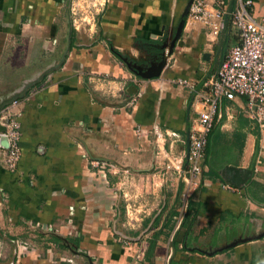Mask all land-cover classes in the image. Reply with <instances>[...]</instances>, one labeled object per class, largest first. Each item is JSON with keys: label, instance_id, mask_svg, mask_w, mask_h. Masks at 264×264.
Returning a JSON list of instances; mask_svg holds the SVG:
<instances>
[{"label": "crops", "instance_id": "1", "mask_svg": "<svg viewBox=\"0 0 264 264\" xmlns=\"http://www.w3.org/2000/svg\"><path fill=\"white\" fill-rule=\"evenodd\" d=\"M65 1L0 0V83L10 89L0 99L60 60L16 79L18 70L33 65L22 57L24 43L10 37L28 34L32 41L53 34ZM106 1L98 39L82 45L74 38L62 64L19 105L21 155L14 171L2 164L0 147V237L11 243L0 240V264H132L146 231L150 255L140 264H255L264 243V131L250 119L245 99L222 101L200 185L180 223L184 183L163 168L170 156L187 164L200 94L236 43V29L227 21L215 38L202 25L186 27L191 0ZM252 1L254 16L264 15V0ZM225 2L231 10L236 5ZM138 40H164L160 60ZM109 43L134 67L111 54ZM163 57L158 77L139 76ZM177 80L189 81L192 89ZM94 161L128 170L130 177ZM227 166L251 171L239 194L224 187ZM17 241L31 247L19 259Z\"/></svg>", "mask_w": 264, "mask_h": 264}, {"label": "built area", "instance_id": "2", "mask_svg": "<svg viewBox=\"0 0 264 264\" xmlns=\"http://www.w3.org/2000/svg\"><path fill=\"white\" fill-rule=\"evenodd\" d=\"M252 0H236V5L231 10L225 0H191L187 11L186 27L195 24L202 25L209 29V34L217 37L225 29L227 21L237 31V41L230 48L223 63L216 72L215 77L207 84L206 93L200 94L201 109L198 117L192 125L188 135V152L185 164L182 156H170L164 164V171L167 174L175 175L183 181L184 191L182 193L181 208L178 221L183 220L189 203V199L200 185L202 175V164L205 160V153L209 136L216 122L221 118L220 107L222 101H234L237 98H244L246 111L250 119L264 131V15L256 18L252 9ZM177 85L182 88L192 89L187 80H177ZM27 98L17 99L0 110L1 137H6L8 147L3 149L2 164L9 171H14L20 161L21 133L19 119L22 113L18 111L19 105ZM135 99H132L134 102ZM157 129L153 128L152 132ZM140 133V132H139ZM168 135L179 139V135L170 132ZM94 166L102 165L112 169L115 174H120L128 179V170H121L116 166L102 162H92ZM225 189L239 194V189L225 184ZM128 222L134 223L135 217L127 209ZM33 228V227H32ZM42 232H52L51 228L34 227ZM148 231L143 233L142 238L136 243V251L133 254L131 263L139 264L146 258L148 249ZM16 258L23 256L29 244L24 241L16 242Z\"/></svg>", "mask_w": 264, "mask_h": 264}, {"label": "rangeland", "instance_id": "3", "mask_svg": "<svg viewBox=\"0 0 264 264\" xmlns=\"http://www.w3.org/2000/svg\"><path fill=\"white\" fill-rule=\"evenodd\" d=\"M106 3V0H66L62 4L59 14L55 17L53 25L57 27L53 34H40L39 38L35 37L36 39L32 40L36 43L34 45L31 44L32 41L28 34L10 37L11 40L24 43L23 47L26 50H22V57L33 65V67H25L18 70L15 78L24 79L30 76L31 72L35 71V68L40 69L43 65L58 60L66 44H68V35L71 30L76 31L74 38L78 44L86 45L96 41L99 37L98 23L101 20L103 8H106ZM47 40H49L50 46L45 43ZM43 46H48L46 47L48 49ZM9 90V88L0 83V95L9 92ZM253 225L255 227V224ZM254 227L252 228L253 230L255 229ZM257 252H255L254 257L255 264H264V243L261 244Z\"/></svg>", "mask_w": 264, "mask_h": 264}, {"label": "water", "instance_id": "4", "mask_svg": "<svg viewBox=\"0 0 264 264\" xmlns=\"http://www.w3.org/2000/svg\"><path fill=\"white\" fill-rule=\"evenodd\" d=\"M187 10H188V7H187ZM180 26H182V23H181ZM70 35H71V32L68 35L67 49L60 56V60L58 61V63H56L55 65H53V66L49 67L48 69L44 70L35 79L25 83L23 85L22 89H20L16 93H14V94H12V95H10L8 97L0 99V110L3 109L5 106L9 105L14 100L25 98V95H26L27 91L31 87H33L36 84H38L45 77V75L49 74L54 69H57L62 64V62H63V60L65 58V55L68 52V49L70 48V46H69V44H70ZM170 50L171 49L169 48V52H170ZM169 52H168V54H169ZM164 65H165V58L163 57L161 63L157 66V68H154V69H152L150 71H147L145 73H139V76L143 77V78L158 77L161 74V71H162ZM0 144L4 148L8 147L6 137H1ZM221 176L229 185H232L234 187L240 188V187L244 186L245 183L250 178L251 171L250 170H244V169H241V168H237V167H234V166H227L221 171Z\"/></svg>", "mask_w": 264, "mask_h": 264}, {"label": "trees", "instance_id": "5", "mask_svg": "<svg viewBox=\"0 0 264 264\" xmlns=\"http://www.w3.org/2000/svg\"><path fill=\"white\" fill-rule=\"evenodd\" d=\"M75 33H76L75 30H71V36H70V39H71V42H70L71 43V47L70 48H73L74 47V42H75L74 36H75ZM163 41H142V40H138L137 42H141V43L145 44L147 46V50H153L154 52H156L154 54L155 57H156L155 59L156 60L157 59L160 60V57H161L160 52L163 50V45H162ZM109 49H110L111 54H113L116 58H118L123 63L124 66L126 64V66H128V67H131V68L134 67L133 66V62H131L126 56L122 55V53L120 51H118L116 49H113V47H112V45L110 43H109ZM209 153L211 154V156L214 155V149H212V147H211ZM217 170L218 169H216L211 164V169H209V171H211V173H216ZM189 203H188V207H187V213L188 214H190V206H189ZM235 235H236V232L234 230L229 235V237H234ZM0 240H2L4 244H7L8 246H11V243L10 242L3 240L1 237H0ZM187 246H188V242H187ZM149 255H150V253H147V256H149Z\"/></svg>", "mask_w": 264, "mask_h": 264}]
</instances>
